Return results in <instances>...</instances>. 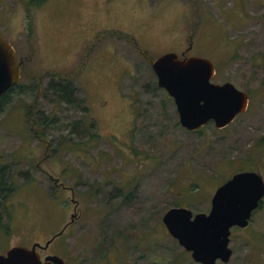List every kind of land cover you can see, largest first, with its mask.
Segmentation results:
<instances>
[{"label":"rangeland","instance_id":"1","mask_svg":"<svg viewBox=\"0 0 264 264\" xmlns=\"http://www.w3.org/2000/svg\"><path fill=\"white\" fill-rule=\"evenodd\" d=\"M32 1L0 0V36L21 61L22 87L0 108L2 182L13 184L0 253L44 246L74 200L78 220L47 250L65 251L68 264H197L161 219L174 207L207 214L237 173L264 181V6L243 1L254 15L240 16L239 0ZM168 53L209 60L212 82L248 93L247 110L223 129H183L150 67ZM81 65L76 103L40 81ZM26 107L41 128L30 129ZM229 248L226 264H264V198L246 228L231 230Z\"/></svg>","mask_w":264,"mask_h":264},{"label":"water","instance_id":"2","mask_svg":"<svg viewBox=\"0 0 264 264\" xmlns=\"http://www.w3.org/2000/svg\"><path fill=\"white\" fill-rule=\"evenodd\" d=\"M184 53L181 54L183 56ZM173 53L162 55L150 63L157 86L173 100L179 125L196 131L209 121L222 129L232 123L248 106L247 94L232 83H212L214 65L207 59L181 58ZM20 80V68L13 47L0 36V98ZM264 198V181L259 173L241 172L231 176L212 195L207 214H193L184 207L167 210L161 221L168 235L197 264H226L231 229H244ZM57 234L45 243L47 247ZM30 249L12 247L0 255V264H64L52 256L41 262Z\"/></svg>","mask_w":264,"mask_h":264},{"label":"trees","instance_id":"3","mask_svg":"<svg viewBox=\"0 0 264 264\" xmlns=\"http://www.w3.org/2000/svg\"><path fill=\"white\" fill-rule=\"evenodd\" d=\"M45 1L46 0H33L32 2L41 5ZM31 26H32V21L29 23V29H28L29 35L32 32ZM130 41L134 43V41L132 39H130ZM82 69H83V65H81L80 68H78V70H76L77 72H74L72 74L47 72V73H44L42 77H40V81H42L46 77H49L50 78V82H49L50 91L59 95L63 102L65 101L67 103H69V102L76 103V101H73V95L77 91L76 86L74 85V81L78 78ZM21 88H22L21 85L16 84L13 87H11L9 90H7L5 92V94L2 95L0 98V108L2 107V105L10 102V99H11L10 95L14 90L18 89L19 91H21ZM36 93H37V91H36ZM31 115H32L31 108L26 107L25 108V119H26V122L31 123V125L33 127L30 129L33 130V128L36 125H38V123L32 119ZM45 121H46V119H44L43 123H45ZM38 126H39V128L42 127L41 124H39ZM39 128L36 129V131L35 130L33 131V136L35 138H37L38 140L42 141L43 136H44V132H43V128L40 131H39ZM87 130H89V129H87ZM94 136H97V135L93 134L92 137H94ZM78 146H81V145H78ZM4 171H5V168L3 166H0V175H1V178H0V199H1V203H0V227H1L2 231L7 230V225L2 223V219L10 217V215H8V212L6 211L5 202L13 190L12 189L13 184L11 182L3 185L2 177L4 176V174H3ZM261 205H262V201H261L258 208H260Z\"/></svg>","mask_w":264,"mask_h":264},{"label":"flooded vegetation","instance_id":"4","mask_svg":"<svg viewBox=\"0 0 264 264\" xmlns=\"http://www.w3.org/2000/svg\"><path fill=\"white\" fill-rule=\"evenodd\" d=\"M239 1H242V4L238 7V12H239V14H240V16H251V15H254V12L252 11V9H250V8H247L246 7V4L248 3V1H246V0H239ZM243 1L246 3V4H243ZM106 3V2H105ZM104 2H102V6L105 4ZM250 6L251 7H258V6H264V2H263V0L261 1V0H255L254 2L252 1L251 3H250ZM241 12V13H240ZM92 37L93 36H89L88 37V39H92ZM88 39H86V41H88ZM190 45V44H189ZM13 47V46H12ZM14 49V48H13ZM15 51V50H14ZM16 53V52H15ZM181 56V55H180ZM181 58H186V53H184V55L183 56H181ZM18 61V60H17ZM18 63H19V68H20V66H21V61H18ZM211 82H212V80H211ZM212 83H214V82H212ZM215 84H217V83H215ZM238 89V88H237ZM247 94V97H248V102H249V95H248V93H246ZM240 115V114H239ZM238 116V115H237ZM209 122H211V123H213L212 121H209ZM213 125H214V123H213ZM215 127V126H214ZM223 129V128H222ZM57 181V180H56ZM57 185V184H56ZM125 188V185H122V190ZM118 190H116V193L115 194H112L111 196L113 197V198H117L118 197ZM123 193V192H122ZM129 198V196L127 195V196H125V194L124 195H122V199H123V202H122V205L123 204H125V200L124 199H128ZM71 203H74V208H73V211H74V214L73 215H71L70 216V220H69V222H67V223H65L64 224V226L61 228V230L58 232V233H56L55 235H53L51 238H53L54 236H56L57 234H59L60 232H61V234L59 235V236H62L63 234H65L66 232H67V230H68V228L70 227V225H72V224H74V223H76V221L78 220V215L76 214L77 212H78V206H79V203H78V201H74V200H71ZM236 228V227H235ZM143 230H144V227L142 228ZM234 229V228H233ZM237 229V228H236ZM239 229V228H238ZM232 230V229H231ZM59 236H57V237H59ZM56 237V238H57ZM50 238V239H51ZM55 238V239H56ZM49 239V240H50ZM55 239L45 248V247H43L41 244H39V243H36V242H33L30 246L29 245H21V246H15V247H24V248H28V249H30L34 244H39L40 245V247H37L36 248V253L38 254V257H39V259H40V261L41 262H45V260H46V258L47 257H52V256H55V257H58V258H60V259H62L63 260V263L64 264H68L67 263V261H66V252L65 251H57V252H55V251H47L48 250V248H49V246L55 241ZM49 240H47V241H49ZM46 241V242H47ZM45 242V243H46ZM45 243H44V245H45ZM12 248V247H11ZM10 249V248H9ZM9 249H7L6 251H4V252H2V253H0V255H5L6 254V252L9 250ZM190 255V254H189ZM117 257V256H116ZM116 259V258H115ZM113 261V260H112ZM114 264H115V262H114Z\"/></svg>","mask_w":264,"mask_h":264}]
</instances>
